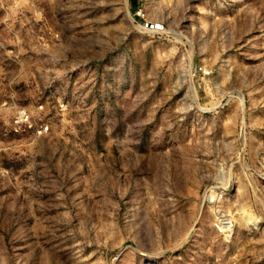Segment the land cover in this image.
<instances>
[{"label":"rangeland","instance_id":"374dc122","mask_svg":"<svg viewBox=\"0 0 264 264\" xmlns=\"http://www.w3.org/2000/svg\"><path fill=\"white\" fill-rule=\"evenodd\" d=\"M0 264H264V0H0Z\"/></svg>","mask_w":264,"mask_h":264},{"label":"built area","instance_id":"2783aa9c","mask_svg":"<svg viewBox=\"0 0 264 264\" xmlns=\"http://www.w3.org/2000/svg\"><path fill=\"white\" fill-rule=\"evenodd\" d=\"M145 26L150 29V30H155V31H158L160 29L163 28V25L161 23H154V22H150V21H146L145 22ZM47 128V127H46Z\"/></svg>","mask_w":264,"mask_h":264}]
</instances>
